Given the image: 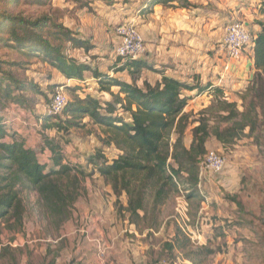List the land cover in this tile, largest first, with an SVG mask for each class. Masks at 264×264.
Wrapping results in <instances>:
<instances>
[{
    "label": "trees",
    "instance_id": "trees-1",
    "mask_svg": "<svg viewBox=\"0 0 264 264\" xmlns=\"http://www.w3.org/2000/svg\"><path fill=\"white\" fill-rule=\"evenodd\" d=\"M172 1L175 0H149L147 9L156 3L193 6L190 0H176L177 5L170 4ZM260 3L264 13V0ZM257 23L261 30L253 39L255 73L239 92L241 109L238 100H228L225 90L211 83L200 87L163 74L160 81L153 84L145 79L140 86L142 69L150 68L140 59L118 57L112 66L115 72L127 70L131 82L110 76L74 56L75 51L89 52L94 47L91 39L79 31L55 23L47 15L31 19L0 8L1 45L36 56L69 79L82 80L85 71L91 70L100 90L111 95V99L101 100L68 88L72 98L61 114L46 112L36 117L42 120V139L36 146H29L8 122V116L11 112L24 114V118L26 112L33 115L31 108L37 94L44 97L48 106L56 88L66 86L47 82L43 88L32 80L24 81L4 70L5 62L0 59V239L1 227L11 232L23 227L24 192L37 193L45 215L60 225L72 218L84 182L96 175L111 187L119 217L125 215L128 223L141 232L158 228L163 207L179 191V184L197 188L201 163L208 153L207 140L212 134L224 145L235 144L247 130V135L258 131L264 134V20ZM10 63L22 65L17 61ZM114 86L118 87L117 92L112 90ZM196 88L213 100L199 112L187 146L185 135L191 113L185 109L192 97L185 91ZM86 118L90 120L85 122ZM88 123L100 130L101 145L88 154L85 169L81 163L67 160L55 136L46 132L52 129L65 136L72 128H84ZM109 148L116 151L115 157L108 156ZM9 249L8 245L3 246L0 252Z\"/></svg>",
    "mask_w": 264,
    "mask_h": 264
},
{
    "label": "rangeland",
    "instance_id": "rangeland-1",
    "mask_svg": "<svg viewBox=\"0 0 264 264\" xmlns=\"http://www.w3.org/2000/svg\"><path fill=\"white\" fill-rule=\"evenodd\" d=\"M44 1L0 0V8L31 19L47 15L55 23L81 26L100 36L103 32L99 27H103V21L107 23L104 27L110 26L116 35V27L125 19L111 17L121 13L120 3L131 0ZM249 7L253 13H262L258 0L252 1ZM0 59L5 62L4 70L24 81L32 80L43 88L48 81L54 82V69L36 56H27L14 47L0 44ZM98 60L103 62V59ZM13 61L22 65L15 66L10 63ZM56 90L71 96L68 88L59 85ZM97 90L100 92V87ZM98 91L95 95L106 100V94L101 96ZM239 92L241 90L233 94L225 92V96L230 101L238 100L242 109ZM34 98L31 108L34 114L26 112L25 118L15 121L25 129H35L36 117L46 112L44 97L37 94ZM205 100L211 104L213 97L208 100V95H200L185 109L191 113L185 135L187 144L192 128L198 124L199 112L207 107H201ZM37 132L40 134L39 129ZM99 132L96 126L88 123L84 128H72L65 136L52 129L49 133L54 134L70 162H81L86 167L87 154L101 145ZM247 134L235 144L226 145L213 134L208 138V151L215 150L226 158L225 170L221 174L208 175L200 167L194 190L180 183L179 191L163 207L161 225L151 231H139L128 223L125 215L116 218L117 213L113 217L105 215L94 229L87 218L79 215L76 207L72 218L57 225L43 212L37 193L24 192L23 227L13 232L1 227L0 247L8 245L10 249L0 252V264H264V134L261 131ZM106 150L110 158L115 157L113 148ZM75 154L84 157L77 158ZM114 207L118 212L116 204Z\"/></svg>",
    "mask_w": 264,
    "mask_h": 264
},
{
    "label": "crops",
    "instance_id": "crops-1",
    "mask_svg": "<svg viewBox=\"0 0 264 264\" xmlns=\"http://www.w3.org/2000/svg\"><path fill=\"white\" fill-rule=\"evenodd\" d=\"M190 1L193 3L190 8L172 7L156 3L147 9L149 0H137L136 3L131 0L129 3H120L121 6L118 7L121 8V13L111 17V19L124 18L125 21L135 22L145 39L146 51L138 59L147 63L150 68L144 67L142 69L138 84L142 86L145 79L154 84L162 79L163 74H166L179 81L199 85L200 87L211 83L213 86L223 88L226 94H233L234 91L246 87V84L249 83L248 81L255 73L254 51L251 48L247 49L241 60H230L223 49L226 26L231 21L245 19L244 22L249 30L257 35L261 30V26L257 22L264 20V13H253L250 10V4L255 0ZM170 4L177 5L178 2L175 0ZM112 6L116 7L117 3ZM258 6H261L260 0H258ZM103 24L107 25L106 21H103ZM104 25L99 27L100 31L103 32L100 36L96 32L83 30L81 26L76 28L74 25L71 27L79 31L81 36L90 38L94 45L89 52L81 50L73 52L74 56L81 62L89 64L91 68H98L101 72L110 76L131 82V76L127 70L115 72L112 68L118 59L113 52V48L119 42V37L117 34L115 35L110 26L104 27ZM88 33L90 34L88 35ZM98 59H103V62L99 63ZM226 66H229V69H226ZM54 72V82L48 81V83L59 84L60 81H63L61 84H64L66 89H76V94L81 96L90 94L100 97L95 95L100 84L91 70L85 71L82 80L66 78L55 69ZM112 90L117 92L118 87L114 86ZM99 93H101V96L104 94H106V97L110 96V98L105 97L106 100L111 99L108 92L100 91ZM204 94L208 95V100L211 99V95L203 91L200 92L197 88L185 91V95L192 97L190 101H197L200 95ZM199 103L201 104V102ZM209 104L210 101L205 100L204 105H201V107H206ZM46 107L47 105L44 106L45 110ZM21 117L16 112H11V115L8 116V122H12L15 130L26 139L27 144L34 147L41 141L40 136L42 135H40L41 133L38 134L37 131L39 129L40 132L42 120L36 118L33 123L35 129L31 130L17 125L15 121ZM89 120V118H86L85 122ZM29 124L31 125V120ZM191 141L192 134H190L189 144L186 142V145L189 146ZM65 155L66 159L69 160L66 153ZM75 155L81 159L84 157ZM83 167L86 169L84 165ZM87 171L89 170L87 169ZM103 191H105V194H103ZM114 206L115 196L111 187L96 175L94 179H88L84 182L83 194L75 207L78 209L79 215L87 218L91 227L95 229L97 228V222L103 221L105 215L113 217L117 213Z\"/></svg>",
    "mask_w": 264,
    "mask_h": 264
},
{
    "label": "built area",
    "instance_id": "built-area-1",
    "mask_svg": "<svg viewBox=\"0 0 264 264\" xmlns=\"http://www.w3.org/2000/svg\"><path fill=\"white\" fill-rule=\"evenodd\" d=\"M119 42L115 44L113 52L117 57L138 59L146 51L145 39L133 21H124L116 27ZM254 34L245 22L233 21L226 26L223 49L232 61L242 59L244 52L253 49ZM229 69V66H226ZM64 89V86H62ZM67 95V94H66ZM63 91L56 90L51 97V103L46 107L48 114H61L70 101ZM226 158L215 150L208 151L201 163L203 172L208 175L221 174L226 168Z\"/></svg>",
    "mask_w": 264,
    "mask_h": 264
}]
</instances>
